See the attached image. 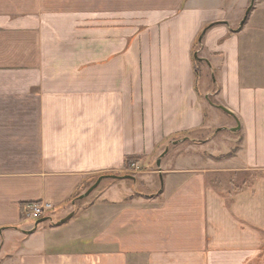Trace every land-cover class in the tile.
Returning a JSON list of instances; mask_svg holds the SVG:
<instances>
[{
    "label": "crops",
    "instance_id": "crops-1",
    "mask_svg": "<svg viewBox=\"0 0 264 264\" xmlns=\"http://www.w3.org/2000/svg\"><path fill=\"white\" fill-rule=\"evenodd\" d=\"M214 127L240 137L243 188L209 181L234 162L144 169L181 141L209 150ZM98 173L121 186L62 223ZM0 264H264V0H0Z\"/></svg>",
    "mask_w": 264,
    "mask_h": 264
},
{
    "label": "rangeland",
    "instance_id": "rangeland-1",
    "mask_svg": "<svg viewBox=\"0 0 264 264\" xmlns=\"http://www.w3.org/2000/svg\"><path fill=\"white\" fill-rule=\"evenodd\" d=\"M195 65H196V72L199 75L201 71L200 70L201 67L198 63H196ZM206 91L211 92L209 96L210 103L217 104L215 97H214L215 96L214 93L216 90H212L211 87H208ZM217 123L219 127H221L224 122L218 121ZM229 130L226 128L225 130L223 128L215 129V127L212 130H210L207 133V135L211 137L209 139L213 138L212 139L213 145L211 146L212 148H209V150H207L208 148L206 147L202 148L201 146L202 144L201 142L202 140H204V136L199 137L198 140L194 142H190V141L182 142L181 141V142H178L176 146L170 145L169 151L167 155L162 159V161L164 164L168 163L172 167L175 166L174 168L199 169V168H207L208 166H210V168L214 170L218 167L223 169L222 168L223 165L229 166V165H232L234 162L235 167H229L226 170L228 173L222 174L223 176L221 178H217V177L211 178L209 179V181L213 183L214 186H217L218 190L222 191L223 193L224 192L231 193L235 189L238 190L240 188H243L250 182L252 177L249 173L235 172L237 168H239V170L241 169L240 168L241 160L237 157H232L237 151V149L239 148L240 137L239 135L231 133ZM178 139L180 140V137ZM154 158H151V160H147L145 168H144L145 170H148V171L157 170L156 162H155L156 160ZM138 160L139 158L130 157L125 161L124 172L127 175L131 177H138L140 175L139 173H141L142 171L141 170L142 165H137ZM207 164L209 165L206 166ZM111 175L121 176L122 174H111ZM101 177L103 178L100 181V183L96 186V188H94L90 192L89 195L80 199V197L83 196ZM113 181L114 180L110 178L109 173L90 174L84 177L79 188L74 193V195L71 197V199L68 201V205H65L62 208V211L64 213H72L70 217H73V216L76 217V212L77 211L79 212L83 208L93 206L94 204H101V203L104 204L106 202V199H105L106 190L113 185L121 186V184L119 183L116 184V182H113ZM124 186H125L124 189L128 191H125L124 192L125 194L121 193V195H123L124 197L129 196V199L125 200L127 202L137 197L138 196L137 194H140V193L153 194L155 191L160 190L163 186V181H160V179L156 178L154 181V188L152 189H147L146 187L143 186V182L141 183L140 181L137 182V184H133L132 181L127 180ZM70 201H71V204H70ZM34 204L48 205L49 208L47 209L43 217L49 219L50 222L58 219L54 217V212H55L54 206L49 203H30V204L24 205V207H22V212L26 216V218L31 219L29 215H27V212H29V207ZM71 205H73V208L70 207ZM51 217L53 220L51 219Z\"/></svg>",
    "mask_w": 264,
    "mask_h": 264
},
{
    "label": "water",
    "instance_id": "water-1",
    "mask_svg": "<svg viewBox=\"0 0 264 264\" xmlns=\"http://www.w3.org/2000/svg\"><path fill=\"white\" fill-rule=\"evenodd\" d=\"M249 10L250 9H248L247 11H246V13H245V17H244V19H243V21H242V23H241V25L244 23V21L246 20V17H247V15H248V13H249ZM222 110H224V109H222ZM239 130V127H237V128H235V129H231V131L232 132H236V131H238ZM173 144H176V142H174ZM168 152V149H165V151L162 153V155H161V157L160 158H158L157 159V161H156V165H157V167H160V160H161V158L166 154ZM102 178L103 177H101V178H99L98 180H97V182L83 195V196H81L80 197V199H82V198H84V197H86L87 195H89L90 194V192L94 189V188H96V186L100 183V181L102 180ZM122 178H125V179H131V177L130 176H125V177H122ZM70 218V216H68L66 219H64L63 221H62V223H64L67 219H69ZM46 219H41V221H45ZM40 222V221H39Z\"/></svg>",
    "mask_w": 264,
    "mask_h": 264
},
{
    "label": "built area",
    "instance_id": "built-area-1",
    "mask_svg": "<svg viewBox=\"0 0 264 264\" xmlns=\"http://www.w3.org/2000/svg\"><path fill=\"white\" fill-rule=\"evenodd\" d=\"M48 208V205L34 204L29 207V212H27V215H29L31 219H39L44 216Z\"/></svg>",
    "mask_w": 264,
    "mask_h": 264
},
{
    "label": "trees",
    "instance_id": "trees-1",
    "mask_svg": "<svg viewBox=\"0 0 264 264\" xmlns=\"http://www.w3.org/2000/svg\"><path fill=\"white\" fill-rule=\"evenodd\" d=\"M197 74V73H196ZM197 77H198V74H197ZM128 162V161H127Z\"/></svg>",
    "mask_w": 264,
    "mask_h": 264
}]
</instances>
